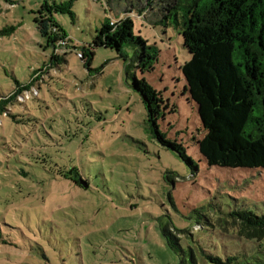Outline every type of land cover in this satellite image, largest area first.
I'll list each match as a JSON object with an SVG mask.
<instances>
[{"label": "rangeland", "instance_id": "obj_1", "mask_svg": "<svg viewBox=\"0 0 264 264\" xmlns=\"http://www.w3.org/2000/svg\"><path fill=\"white\" fill-rule=\"evenodd\" d=\"M45 2L0 0V98L46 71L33 86L38 95L0 115V264H212L203 249L215 252L222 233L242 228L219 207L264 202V169L210 166L201 155L206 131L181 70L190 53L178 29L157 23L165 1L75 0L74 17L54 14L74 46L62 49L60 63L36 21ZM132 4L135 34L161 51L145 74L168 105L161 129L193 168L150 130L132 88L142 73L134 64L126 70L139 47L126 44L127 59L96 47L88 63L84 47ZM72 166L90 188L54 178ZM257 256L264 259V245Z\"/></svg>", "mask_w": 264, "mask_h": 264}, {"label": "trees", "instance_id": "obj_2", "mask_svg": "<svg viewBox=\"0 0 264 264\" xmlns=\"http://www.w3.org/2000/svg\"><path fill=\"white\" fill-rule=\"evenodd\" d=\"M74 1L54 0L50 3L46 0L36 20L41 34L48 39L53 50L64 39L68 40V46H72L71 39L56 22L54 14L69 13L74 17ZM164 1L166 5L157 23L178 29L190 53V59L181 66V70L186 77L185 88L198 105L206 131L199 141L201 155L210 166L264 169V0ZM134 9L132 4L125 16L116 20L112 16L106 18L93 43L84 47L90 53L88 63L94 57L96 47L116 50L127 59L125 45L136 44L139 53L126 70L129 73L130 66L134 64L142 73L140 78L134 75L132 88L141 95L150 130L163 146L177 152L193 168L197 165L183 145L170 139L161 129L160 119L164 117L168 105L161 92L145 76L156 66L161 51L135 34ZM112 21L115 23L112 24ZM52 59L60 63L64 57L53 53ZM45 72L37 71L28 84L18 82L16 90L2 96L0 115H12L8 109L10 104L15 100L20 102L19 97L31 90L41 79L40 74ZM75 174L90 188L89 179L75 166L66 170L58 168L54 178L81 187ZM233 202L227 212L219 207L220 212L241 224L242 228L238 234L222 233L225 235L222 245H213L215 252L203 249L205 257L212 264H264V259L260 260L257 256L264 245V202L246 198ZM163 232L174 249L177 243L173 235L167 230ZM218 251L224 252L225 257ZM193 260V264H197L194 257Z\"/></svg>", "mask_w": 264, "mask_h": 264}, {"label": "built area", "instance_id": "obj_3", "mask_svg": "<svg viewBox=\"0 0 264 264\" xmlns=\"http://www.w3.org/2000/svg\"><path fill=\"white\" fill-rule=\"evenodd\" d=\"M115 22L112 21V24H114ZM69 45L68 43V40L67 39H64V40H60L59 43L55 46V49H54V53L55 54H63L64 50H62L63 48H67ZM80 57H84V54L82 52H80ZM39 94V91L36 90L34 87H32L31 90L29 91H26L23 95H21L19 97V101H26V100H29L31 99V97L35 96V95H38Z\"/></svg>", "mask_w": 264, "mask_h": 264}, {"label": "water", "instance_id": "obj_4", "mask_svg": "<svg viewBox=\"0 0 264 264\" xmlns=\"http://www.w3.org/2000/svg\"><path fill=\"white\" fill-rule=\"evenodd\" d=\"M184 75V74H183ZM184 78H185V80H186V77H185V75H184ZM187 83V82H186ZM188 94H189V97H190V99L192 100V97H191V94L188 92ZM197 105V104H196ZM197 108H198V105H197ZM201 119V118H200ZM75 179L76 180H78V182L81 184V185H83L85 188H87V183L84 181V180H82V178L80 177V176H78V174H75Z\"/></svg>", "mask_w": 264, "mask_h": 264}]
</instances>
